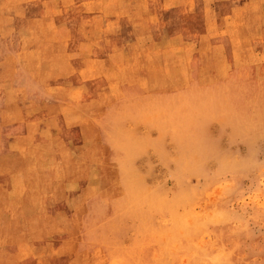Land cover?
<instances>
[{
    "label": "rangeland",
    "instance_id": "rangeland-1",
    "mask_svg": "<svg viewBox=\"0 0 264 264\" xmlns=\"http://www.w3.org/2000/svg\"><path fill=\"white\" fill-rule=\"evenodd\" d=\"M0 264H264V0H0Z\"/></svg>",
    "mask_w": 264,
    "mask_h": 264
}]
</instances>
